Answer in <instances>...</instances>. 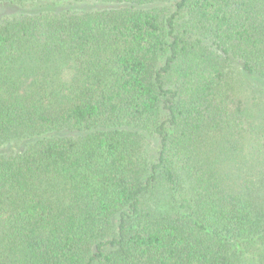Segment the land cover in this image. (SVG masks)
<instances>
[{
    "label": "trees",
    "instance_id": "1",
    "mask_svg": "<svg viewBox=\"0 0 264 264\" xmlns=\"http://www.w3.org/2000/svg\"><path fill=\"white\" fill-rule=\"evenodd\" d=\"M0 264H264V0H0Z\"/></svg>",
    "mask_w": 264,
    "mask_h": 264
}]
</instances>
